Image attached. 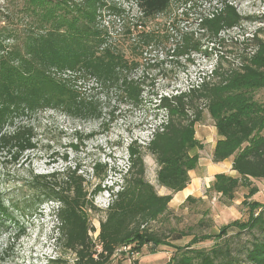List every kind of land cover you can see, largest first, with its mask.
Wrapping results in <instances>:
<instances>
[{"label":"trees","instance_id":"16d2710c","mask_svg":"<svg viewBox=\"0 0 264 264\" xmlns=\"http://www.w3.org/2000/svg\"><path fill=\"white\" fill-rule=\"evenodd\" d=\"M5 1L6 11H0V161L3 157L13 163L36 148L33 127L24 117L45 109L76 119L101 117L98 102L80 96L77 83L81 81L116 88L118 96L128 104L140 105L144 87L132 72L148 47L170 36L169 32L155 29L156 17L176 4L188 5L185 14L194 7L193 0H134L139 16L131 19L120 18L122 8L105 0ZM214 1L212 10L197 14L199 33L190 30L179 34L171 48L176 63L182 58L192 61L194 53L210 55L215 46L226 47L225 32L240 27L243 20L264 21V15L242 16L228 0ZM105 10L122 21L118 30L114 29V21V27L105 21ZM263 37L264 26L241 41L236 38L227 50L236 57V66L220 56L196 83L159 95L157 109L165 116L153 127L146 142L131 140L127 145V168L114 171L120 176L119 182L106 186V166L100 163L93 164L92 173L99 182L91 190L79 166L47 174L29 172L18 189L26 193L19 198H5L0 177V231L19 237L23 231L13 212L53 202V212L59 220L54 238L59 254L48 264H108L116 249L123 246H130L131 253L143 246H149L152 252L159 245L173 246L146 224L163 215L173 194L190 182L188 172L198 163V154L192 151L200 147L195 124L202 119L203 102L217 134L211 161L231 158V170L236 173H215L207 189L227 203L240 187L248 188L243 201L248 209L247 220L221 226L214 237H222L232 227L238 231L257 228L263 235L250 243L243 261L231 257L219 243L209 250L193 247L200 239L211 236L193 235L186 248H179L183 251L166 264H264V202L247 201L258 190L251 185L252 180L264 179V103L253 94L264 88ZM109 113L108 121H112L113 111ZM144 151L157 164L158 185L169 193L158 194L146 180ZM103 190L109 192L110 201L94 240L88 214L96 209L94 197ZM195 200L187 195L184 203ZM12 223L16 225L15 232L8 230ZM97 243L101 251L95 249Z\"/></svg>","mask_w":264,"mask_h":264},{"label":"rangeland","instance_id":"374dc122","mask_svg":"<svg viewBox=\"0 0 264 264\" xmlns=\"http://www.w3.org/2000/svg\"><path fill=\"white\" fill-rule=\"evenodd\" d=\"M242 16L264 15V0H228ZM110 4L120 6L123 13L120 18H136L139 12L134 0H105ZM214 0H193L194 7L188 14L185 9L188 5H173L164 14L156 17L154 27L160 32H169L168 40H163L157 46L148 47L139 58V66L132 75L143 83V101L138 106H132L126 100L118 96L116 88L105 89L96 86L94 82H79L77 89L80 96L87 100L93 99L102 107V115L98 118L76 119L66 114L45 109L37 111L31 116L24 117L33 127L34 142L36 148L26 152L19 161L9 162L1 158L2 191L5 198L26 193L19 191L24 180L28 179L29 172L33 174H47L62 172L66 168L79 166L80 173L87 181V188L91 190L99 179L94 177L92 167L94 163L106 166V175L103 183L110 186L114 181L119 182L120 176L114 171L126 170L128 165L127 145L131 140L137 143L146 142L153 127L161 122L165 113L157 109L159 95L168 94L176 89H185L190 84L196 83L200 76L214 66L217 58L223 56L232 65H237L236 57L227 52L228 46L234 43L236 38L241 41L243 37L251 36L258 28L264 26V21L243 20L240 27L225 32L226 47L220 49L215 46L212 54L194 53L190 57L192 61L179 59L178 63L171 56V48L178 40L182 31L193 30L199 33L197 14L207 13L212 10ZM210 4V6H209ZM6 1L0 0V11H6ZM184 12V13H183ZM187 12V11H186ZM195 12V13H194ZM105 21H114L115 28L119 29L122 21L114 18L111 13L103 11ZM165 34V33H164ZM223 35V34H222ZM264 39V37H263ZM210 47V46H208ZM247 50H250L247 49ZM254 98L264 103V88L253 92ZM203 115L200 122L195 124V138L199 140L200 147L192 152L198 154L199 159L205 164L197 163L193 171L198 175L201 170L202 179L197 181V188L192 195L196 200L184 203L183 200L172 196L168 204V210L156 220L146 224L147 228L155 231L170 245H159L152 252L149 246H143L140 251L131 253L130 246L117 248L108 264H166L175 254L185 249L192 239L209 234V238L200 239L193 247L209 250L215 243H219L224 249H228L229 255L243 261L246 249L256 237L263 234L257 228L242 230L232 227L222 237H214L220 232V228L234 220L246 221L248 217L247 206L243 203L248 193L247 187H240L234 194L231 202H223L221 197L213 191H209L206 182L217 172H225L235 175L231 170V158L221 162L211 161L212 146L215 144L217 134L213 121L206 112L203 102ZM113 111L112 121L109 112ZM89 137H85L90 135ZM145 164V178L156 189L158 194H167L169 191L156 181L157 164L154 158L146 151L143 153ZM207 177V178H205ZM251 185L258 190L247 201L256 200L264 202V179L252 180ZM117 188V187H116ZM24 189V188H23ZM191 195V194H189ZM110 201L109 192H99L93 200L95 210L88 214L94 230L90 232L92 239L96 240L99 232V222L104 219V209ZM53 202L43 203L30 210L13 212L23 234L15 238L13 233L0 231V264H48L52 258L59 254V247L54 242L57 235L56 225L58 218L53 212ZM16 225L8 229L15 232ZM182 232L188 233L181 235ZM101 251V244L95 246ZM179 248H183L179 250ZM70 258L72 255H70ZM71 262V261H70Z\"/></svg>","mask_w":264,"mask_h":264},{"label":"crops","instance_id":"0c3cea01","mask_svg":"<svg viewBox=\"0 0 264 264\" xmlns=\"http://www.w3.org/2000/svg\"><path fill=\"white\" fill-rule=\"evenodd\" d=\"M204 164L205 163L199 159L198 165L201 166ZM194 170L195 169H192V170H189V172H188V174L190 176V182L187 184V186L184 189H182L181 191H178L177 193L173 194L175 199L183 200L187 195H189V194L194 195L195 193H197V191H195V188H197V181L202 179V174H201V170H200L198 175H196L193 172ZM205 178H207V177H205ZM211 179H212V177L206 182V185H208V182Z\"/></svg>","mask_w":264,"mask_h":264}]
</instances>
